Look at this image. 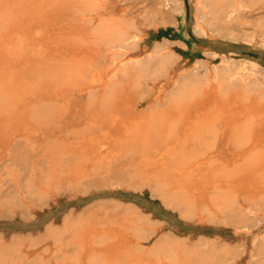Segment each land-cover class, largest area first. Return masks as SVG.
Wrapping results in <instances>:
<instances>
[{
  "label": "bare ground",
  "instance_id": "1",
  "mask_svg": "<svg viewBox=\"0 0 264 264\" xmlns=\"http://www.w3.org/2000/svg\"><path fill=\"white\" fill-rule=\"evenodd\" d=\"M193 5L194 31L209 38L214 26L241 28L264 0ZM152 18L113 0H0V194L16 186L0 205L47 201L132 157L136 188L185 222L237 234L264 217V68L228 54L184 69L165 41L139 58ZM154 214H67L26 240L1 239L0 264H242L228 240L165 230ZM250 255L264 264V239Z\"/></svg>",
  "mask_w": 264,
  "mask_h": 264
},
{
  "label": "rangeland",
  "instance_id": "2",
  "mask_svg": "<svg viewBox=\"0 0 264 264\" xmlns=\"http://www.w3.org/2000/svg\"><path fill=\"white\" fill-rule=\"evenodd\" d=\"M113 7L115 10H126L131 19L140 18L148 10H152L153 18L147 22L146 32L138 44L139 54L137 55L139 58H146L152 45L165 41L183 55L184 69L191 68L195 61L203 59L211 66L218 63L223 58L221 56L228 54H235L245 58L249 64L264 68V41L260 30L256 28L258 25H262V29L264 28V6L262 9L257 8L242 12L243 15L239 16L240 20L237 17L239 22H248L241 25L245 29H241V27L234 30L233 27H226L222 24L212 27V31L209 28L212 34L209 38L194 31L192 13L195 12L196 7L193 5L188 8L187 0H170L167 2H162V0H113ZM150 7L152 8L150 9ZM237 20L234 25L238 28L239 22ZM248 34L251 36L249 37ZM233 36L238 37L234 38ZM62 132L61 129L56 134L59 135ZM26 153L32 155V152ZM42 158L41 151L38 153L37 159L44 166L45 162ZM127 159H122L115 164L116 166L113 164L111 166L113 172L111 171L112 173L109 175L98 174L99 176L83 181L78 187H69L54 196H49L47 201L32 199V202L0 205V240L7 242L13 239L17 240V238L26 240L27 237L36 236V234L43 232L48 224L59 223V220L67 214L72 217L80 215V213L84 216L90 214L110 216L116 213L119 208L139 206L144 210H154V216L159 218V222L165 230H173L180 235H190L193 238L202 236L217 237L219 242L228 240L227 242L234 245V248L243 249V252L240 253L242 264H248L253 259L250 255L253 245L259 244L264 239V217L258 220L252 219L248 228L237 234L233 233L234 225L231 223L220 224L215 222L203 225L202 223L193 224L192 221V224L190 221L185 222L176 210L172 211L165 208L158 197L149 194L147 188L144 190L136 188L137 182L132 179L136 172L133 166V158ZM125 161L128 162L125 163ZM3 189L2 193L4 194H0V202L4 201L8 194L15 193L16 186L8 181Z\"/></svg>",
  "mask_w": 264,
  "mask_h": 264
}]
</instances>
